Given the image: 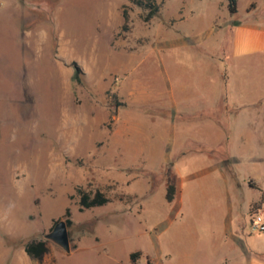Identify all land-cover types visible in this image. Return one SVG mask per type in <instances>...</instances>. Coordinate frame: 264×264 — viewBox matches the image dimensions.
<instances>
[{
	"label": "rangeland",
	"instance_id": "rangeland-1",
	"mask_svg": "<svg viewBox=\"0 0 264 264\" xmlns=\"http://www.w3.org/2000/svg\"><path fill=\"white\" fill-rule=\"evenodd\" d=\"M237 3L164 0L149 19L128 0H0V264L264 257L239 190L255 197L247 177H264V52L229 89L264 0ZM78 188L110 202L80 211ZM67 209L70 253L45 238ZM35 240L42 261L25 252Z\"/></svg>",
	"mask_w": 264,
	"mask_h": 264
},
{
	"label": "crops",
	"instance_id": "crops-1",
	"mask_svg": "<svg viewBox=\"0 0 264 264\" xmlns=\"http://www.w3.org/2000/svg\"><path fill=\"white\" fill-rule=\"evenodd\" d=\"M241 32V30H240ZM264 52V27H256L252 28L249 27L245 30L242 31L241 37L238 38L236 42V56L237 57H245L247 58V61H245V69L244 73L243 71L237 75L236 77L233 78V80L230 81V95L231 92L235 90V92L238 90V86L240 84L245 83V78L246 77V84L248 85V74L250 72V69L252 70V66L254 61L251 60V56L258 52ZM259 64V63H258ZM261 65H264V61L260 63ZM247 73V74H246ZM243 74H246L244 77ZM249 86V85H248ZM242 90V89H240ZM229 95V97H230ZM262 99H264V91L263 95L261 96ZM263 115V122H264V113ZM264 133V125L260 129V133ZM264 144V142H263ZM248 150L249 154H255L256 148L253 144L248 143ZM249 181H252V185L247 186L249 190H254L257 194L255 197H252L248 192L247 189H242L240 188V195L242 196L243 202L246 204V210L248 211L249 208H251L252 205H255L254 207H260L264 206V177L261 176H253L250 175L247 177ZM235 189L231 191L228 194L227 201H226V209L232 213L233 211L236 210L237 206L240 205L239 199L236 197L235 199ZM238 190V189H237ZM232 197V200L230 197ZM247 198L245 199V197ZM260 241V240H258ZM241 255L239 256L238 259L233 261L232 263L228 262L227 264H264V257H262L261 252H255L252 250L246 251L242 249L240 251Z\"/></svg>",
	"mask_w": 264,
	"mask_h": 264
},
{
	"label": "trees",
	"instance_id": "trees-1",
	"mask_svg": "<svg viewBox=\"0 0 264 264\" xmlns=\"http://www.w3.org/2000/svg\"><path fill=\"white\" fill-rule=\"evenodd\" d=\"M134 5L141 7L143 10L148 12V18L152 19L159 12L160 5L164 2V0H128ZM238 3L237 0H227V11L231 16L237 14ZM124 21H128V14L126 11H123ZM77 78V74H76ZM77 193L80 197L79 210L84 211L91 208H99L106 205L110 202V199L101 191H86L81 188L77 189ZM175 197V187L173 184H169L167 187V196L166 199L168 202H172ZM65 220L67 227H69L72 223L70 219V210L67 209L65 211ZM47 242L44 240H35L28 243L25 246L26 254L33 260L42 261L44 256L47 253ZM129 259L132 264H137L138 254L131 253L129 255ZM151 264V263H148Z\"/></svg>",
	"mask_w": 264,
	"mask_h": 264
},
{
	"label": "water",
	"instance_id": "water-1",
	"mask_svg": "<svg viewBox=\"0 0 264 264\" xmlns=\"http://www.w3.org/2000/svg\"><path fill=\"white\" fill-rule=\"evenodd\" d=\"M45 238L60 247L66 253L71 252L66 220H59L56 222L51 233H48Z\"/></svg>",
	"mask_w": 264,
	"mask_h": 264
},
{
	"label": "built area",
	"instance_id": "built-area-1",
	"mask_svg": "<svg viewBox=\"0 0 264 264\" xmlns=\"http://www.w3.org/2000/svg\"><path fill=\"white\" fill-rule=\"evenodd\" d=\"M250 234H264V206L256 207L250 216Z\"/></svg>",
	"mask_w": 264,
	"mask_h": 264
}]
</instances>
